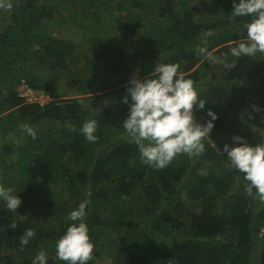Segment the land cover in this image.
<instances>
[{
  "label": "trees",
  "instance_id": "obj_1",
  "mask_svg": "<svg viewBox=\"0 0 264 264\" xmlns=\"http://www.w3.org/2000/svg\"><path fill=\"white\" fill-rule=\"evenodd\" d=\"M0 2L11 3L0 6V184L22 201L15 212L0 200V264H32L41 250L47 264H65L55 242L84 200L88 264H264V201L245 191L222 151L236 135L264 142V53L231 55L249 19L231 18L232 0ZM68 23L77 25L74 38L56 33ZM85 35H96L90 53ZM160 59L178 63L206 100L194 106L197 122L209 110L217 119L203 154L155 169L122 128L123 98L134 74L149 78ZM25 62L38 72L11 73ZM21 83L55 100L25 102ZM88 119L97 121L95 143L80 131ZM29 228L36 234L21 248Z\"/></svg>",
  "mask_w": 264,
  "mask_h": 264
},
{
  "label": "clouds",
  "instance_id": "obj_2",
  "mask_svg": "<svg viewBox=\"0 0 264 264\" xmlns=\"http://www.w3.org/2000/svg\"><path fill=\"white\" fill-rule=\"evenodd\" d=\"M0 6L10 8L11 3L0 2ZM232 6V19L235 20L238 16H247L249 19L243 24L246 36L229 49L231 55L250 57L258 52L264 53V0H232ZM197 52L209 60L215 59L206 46H198ZM22 85L25 83H21L18 88ZM33 91L37 96L39 92ZM126 91L123 103L128 105L129 111L122 128L136 144L142 163L155 169H163L177 155L198 157L205 152L203 140L205 137L209 138L217 115L209 110L207 116L210 119L203 124L197 122L194 106L196 109H204L206 100L200 98L194 80L184 76L178 63H167L160 59L149 78L141 80L134 76L128 81ZM20 98L33 103L25 97ZM256 111L260 109L256 108ZM23 131L32 139L36 138V130L29 124L23 125ZM80 131L88 142L95 143L98 140L95 119L86 120ZM232 140L235 146L227 143L223 146L222 151L227 154L226 160L235 170L243 173L247 182L245 191L264 201V142L252 146L239 135L233 136ZM0 200L4 202L5 209L15 212L22 203L11 188L2 184ZM88 203L84 200L68 213L70 223L55 242L56 258L65 264H88L93 259L94 243L85 219ZM35 234L31 228L24 230L20 236L21 248L28 245ZM47 260V252L41 250L33 258L32 264H47Z\"/></svg>",
  "mask_w": 264,
  "mask_h": 264
},
{
  "label": "rangeland",
  "instance_id": "obj_3",
  "mask_svg": "<svg viewBox=\"0 0 264 264\" xmlns=\"http://www.w3.org/2000/svg\"><path fill=\"white\" fill-rule=\"evenodd\" d=\"M65 26H66L65 29L60 30V31H57L56 33H57L58 35H65L66 37L74 38V36H75V32H76V30H77V29H75V27H76L77 25H76V24H72V23H68V24H66ZM73 30H74L75 32H74ZM94 38H96V35H85V38L83 39V43H82V45H83L85 48H87V52H89V53H90V51H91V47L93 46V44H94V42H95V39H94ZM89 49H90V50H89ZM21 66H24V69H26V70H30V71L35 72V73L38 72V70H35V68L30 67V65H29L28 62H25V63L16 64L15 66L13 65V66L11 67V73L16 75V74L19 72V68H20ZM137 69H138V68H137ZM137 71H138V70H136V72H137ZM18 74H19V73H18ZM4 75H5V74H4ZM134 76H135V78L141 79V77H139L137 73H135ZM134 76H133V77H134ZM53 100H55V99H52V98L50 97V95L47 94L46 92H39V93L37 94V101H39V102L41 103V105H44V106H45V105L49 104L51 101H53ZM46 126H47V123L44 124V127H46ZM225 134H226V132L223 133V134H221V136H225ZM205 141H209V139H205ZM210 142L212 143L213 140L210 139ZM107 230L109 231L110 229L107 228ZM111 234H112V233H111V230H110L109 233H108L106 236L111 237ZM103 241H104V242H103L102 244H104L105 246L109 244V239H108V238H103Z\"/></svg>",
  "mask_w": 264,
  "mask_h": 264
},
{
  "label": "built area",
  "instance_id": "obj_4",
  "mask_svg": "<svg viewBox=\"0 0 264 264\" xmlns=\"http://www.w3.org/2000/svg\"><path fill=\"white\" fill-rule=\"evenodd\" d=\"M18 95L20 97H25L27 99V101H29V102L37 101L36 93L33 90H31L30 88H28V86L26 84L22 85L20 88H18Z\"/></svg>",
  "mask_w": 264,
  "mask_h": 264
}]
</instances>
